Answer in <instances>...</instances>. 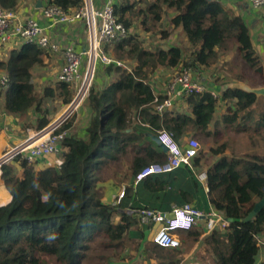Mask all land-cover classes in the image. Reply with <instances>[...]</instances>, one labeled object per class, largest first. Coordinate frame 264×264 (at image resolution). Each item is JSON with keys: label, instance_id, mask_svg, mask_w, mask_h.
<instances>
[{"label": "trees", "instance_id": "trees-1", "mask_svg": "<svg viewBox=\"0 0 264 264\" xmlns=\"http://www.w3.org/2000/svg\"><path fill=\"white\" fill-rule=\"evenodd\" d=\"M20 2L0 0V6L15 10ZM47 4L74 13L85 0H48ZM114 14L128 34L103 48L125 67L96 63L95 78L102 72L113 77L103 87L92 79L83 98L90 110L85 137L68 134L75 118L71 115L54 130L66 131L59 143V164L34 170L19 154L1 166V179L11 199L0 206V264H117L113 255L120 252L119 259L131 252L127 238L139 241L132 256L152 257L157 264H181L199 238L202 225L200 229L177 228L178 247L153 244L152 248H141L153 227L150 222H140L139 211L149 208L169 213L172 205L185 203L205 212L212 208L232 218L228 226L217 227L207 236L216 264H255L259 243L264 241V206L250 220L244 218L264 195V154L230 149L223 138L225 132L221 134L223 128L241 133L238 123L249 135L264 134V112L257 109L256 96L227 86L234 81L252 86L250 76L264 84L261 59L244 19L217 0H115ZM167 17L168 27L164 25ZM77 23L87 29L84 19L65 24ZM133 24L137 31L131 30ZM176 29L184 33L185 47L167 43L147 47L138 33L163 40ZM230 49L243 62L230 67L227 64L231 61L223 62L221 71H229L228 81L217 95L210 90L189 93L177 103L187 108L180 105L161 114L154 112L156 93L162 99L154 79L164 75L167 79V72L187 67L195 79L211 88L203 69L209 70L220 54ZM43 51L35 44H22L0 61V70L8 77L3 108L20 116L33 109L38 117L29 125L35 130L45 128L52 119L46 99L57 97L63 103L60 105H68L77 92L76 83L59 81L55 88L35 90L31 69L41 62ZM221 71L214 82L222 81ZM225 101L226 108L217 119ZM160 132L171 133L179 145L192 137L190 134L212 142H203L188 163L136 180L146 165L167 160L166 149L152 138ZM122 160L129 163L130 182L120 197L106 200L99 185L105 179L103 173ZM14 163L21 167L19 172ZM202 163L208 165L205 182L199 178Z\"/></svg>", "mask_w": 264, "mask_h": 264}, {"label": "built area", "instance_id": "built-area-1", "mask_svg": "<svg viewBox=\"0 0 264 264\" xmlns=\"http://www.w3.org/2000/svg\"><path fill=\"white\" fill-rule=\"evenodd\" d=\"M247 2L255 8H262L264 10V0H247ZM114 3L115 0H104L103 4L96 8L93 6L91 0H86L85 4L74 13H68L55 5L46 6L41 9L42 16L49 20V26L70 23L77 19L85 20L89 35L87 46L80 51L75 50L71 45H64L60 48L57 42L49 38L46 32V27L48 26H43L37 19L31 16L19 19L14 10H5L0 6V46L11 40H19L22 44H35L44 50L50 49L53 52L61 50L64 62L56 75V79L59 82L80 83L77 85L75 100L72 103L77 105L88 93L97 62L105 64L115 63L125 67L122 61L114 59L103 48L105 43L119 40L128 34V30L117 20L114 14ZM92 26L95 29L94 47L92 46ZM92 51H94L93 55L91 54ZM83 65L84 69L81 70V66ZM89 71L90 76L88 78ZM86 79H88V82L84 88ZM7 84V75L1 74L0 89L6 88ZM203 90H210L213 95H217L213 89L208 88L195 79L190 68L180 67L171 73L165 86H163L161 90L162 99H158L156 95L160 93H156L152 102L154 112L161 114L165 110L175 107L184 95ZM78 97L79 99L77 100ZM58 125L51 124L46 128L36 130L19 143L9 147L0 156V169L3 164L8 163L19 154L30 165H34L48 155L57 153L59 151V143L66 135V131L54 132ZM45 132L46 136L44 138L30 144H23L32 141V139L34 140L36 136ZM158 138L166 147V151L168 152L167 160L164 163L146 165L137 174L136 180L153 173L169 172L181 164L188 163L199 151V142L193 137L187 138L183 145L177 144L169 132H160ZM170 212L173 213V217L171 218L167 217V213L159 210L144 208L139 211L140 222L152 223L153 244L169 248L178 247L180 240L174 230L198 226L201 221H204L207 232L217 227L221 228L229 225V222L221 212L212 208L205 212L196 208L191 203H185L181 206L172 205Z\"/></svg>", "mask_w": 264, "mask_h": 264}, {"label": "crops", "instance_id": "crops-1", "mask_svg": "<svg viewBox=\"0 0 264 264\" xmlns=\"http://www.w3.org/2000/svg\"><path fill=\"white\" fill-rule=\"evenodd\" d=\"M86 1V0H85ZM94 7H99L101 4H103L104 0H91ZM220 1L225 7L230 8L233 12L240 15L248 29L249 33L253 42V47L255 49V52L259 55L261 59V66L262 71L264 74V10L262 8H255L251 6L247 0H217ZM48 0H41V6H37V0H21L19 6L14 10L15 13H17L19 19H24L26 17H33L37 19L39 23H41L43 26L46 27V32L49 36V38L55 42H57L60 45V48H62L64 45H71L75 48V50L80 51L83 50L87 46V40H88V32L87 35H85V27L81 23L77 24H56L53 26H49V20L44 18L41 14V9L46 7L48 4ZM88 3V2H87ZM171 15V12L170 14ZM167 17L164 21V25L166 27L169 26ZM137 23V22H136ZM135 24L131 26V30L137 31L136 28H134ZM139 34L143 35L145 33L138 31ZM146 35V34H145ZM150 35V33H148ZM157 38L156 36H153V38ZM158 39V38H157ZM178 41L180 43H178ZM163 44H175L180 46H186L187 41L185 39L184 33L180 29H176L173 33H170L168 37L166 38V43L164 42H158ZM22 47V43L19 40H11L8 43L4 44L3 46H0V61H5L9 53L12 49L19 50ZM226 53L222 52L219 56V59L217 61L216 67L218 68L221 62H226L228 58L224 56ZM84 61V58H83ZM64 62V56L62 54V51L59 50L57 52H53L49 50L43 51V54L41 56V62L34 65V67L31 69V74L35 86V90L37 92H41L44 88L50 87L55 88L56 84V75L60 70V67L62 66ZM215 65H212L208 69H203V73L206 75V78L210 81L211 89H213L216 94H218L222 88H224L225 84L223 85L224 81L227 82L228 79H222V81L214 82V78L216 77V73H214L211 69L214 68ZM166 71L160 70V73H165ZM5 74L2 70H0V75ZM6 75V74H5ZM219 76V75H217ZM223 76V75H222ZM113 75L106 74L105 72L100 73L99 78H95L94 84L98 87H103L104 85L108 84ZM159 78V75H158ZM255 78V79H254ZM164 78L157 79L160 85H157L160 87V90H162V80ZM250 79V78H249ZM253 84L252 86H259L264 84L261 83L260 79L258 77H253ZM249 81V80H248ZM222 82V83H221ZM239 82V81H234ZM162 83V84H161ZM251 85V84H250ZM7 88V87H6ZM6 88L0 89V156L11 146H14L15 144L22 141L24 138H26L28 135L32 134L36 130L31 127L29 124H34L38 113L34 112L33 109L27 110L26 114L23 116L16 115L13 113H9L5 111L3 108V97L4 93L6 91ZM76 96V95H75ZM75 96L73 99H75ZM73 101V100H72ZM71 101V102H72ZM70 102V103H71ZM69 103V104H70ZM48 110H50V116L52 117L50 123L47 126H50L51 124L56 123V121L62 119L61 117H64L68 112L66 109V106L68 105H60L63 104L59 98H49L46 99L45 102ZM72 104V103H71ZM226 101L223 102L220 106L219 111L216 114V118L219 119L220 115L224 112L226 108ZM182 106V108H187L186 104H177L176 106ZM256 106L259 109V111L264 112V97L259 96L256 100ZM67 112V113H66ZM74 115V122L72 127L67 130L68 134H74L78 137H85V125L86 121L88 119V116L90 114V110L87 107V105L82 102L78 104L77 108L73 112H69L67 115ZM66 115V116H67ZM70 115V116H71ZM68 118V117H67ZM61 124V123H60ZM46 126V127H47ZM45 127V128H46ZM33 141V140H32ZM32 141L30 143H32ZM210 145V144H208ZM60 146L59 151L54 154H50L44 159L40 160L38 163L31 165L32 169L38 170L39 168L43 166H56L59 164L61 157H60ZM214 157L211 158L210 161H213ZM14 168L16 172H19L21 170V167L19 164L14 163ZM208 165L205 163H202V169L199 172V178L205 182L206 179V172H207ZM1 169H0V206L7 204L11 196L9 195L8 191L4 187V184L2 183L3 180L1 179ZM131 176V175H130ZM130 176L128 179H126L125 183L122 187H125V185L129 184L130 182ZM106 200L110 199V194L105 193ZM211 209V208H210ZM202 225V231L195 242L194 246L183 256L181 260V264H216L214 256L210 250L209 245L207 244V236L210 232H207L205 230L204 221H201L197 228H201ZM150 232L147 235L146 240L142 244V248H145V243H150L153 246L152 243V234L153 230H149ZM264 240V237L262 238ZM150 241V242H149ZM259 253L256 257V263L255 264H264V241H261L259 243ZM134 252V251H133ZM204 254V256H203ZM134 255V261L136 264H143V260L140 256H137L135 253ZM151 262L155 261L156 259L149 257L148 258ZM146 264V261H145Z\"/></svg>", "mask_w": 264, "mask_h": 264}, {"label": "rangeland", "instance_id": "rangeland-1", "mask_svg": "<svg viewBox=\"0 0 264 264\" xmlns=\"http://www.w3.org/2000/svg\"><path fill=\"white\" fill-rule=\"evenodd\" d=\"M85 31V35H87V32L88 30L87 29H84ZM142 34V33H141ZM88 35H89V32H88ZM143 36L144 38V44L147 46V47H153L152 45L153 44H158V42H164L166 43V39H157V38H153V34H143L141 35ZM178 43H180L178 41ZM224 53H226L224 56H226V58H228V62L231 61V65L230 64H227L228 67L230 66H235L237 64V62H240L242 63L243 60L242 58L240 57L239 54H236L234 53V51L232 49L228 50V51H224ZM223 62H221V64L219 65V67L217 68L216 65L214 66V68H212L211 70L214 72V73H218L220 74L219 71H221V69L223 68ZM238 66V64H237ZM239 69L240 70H243L242 67L239 66ZM219 70V71H218ZM96 71V70H95ZM95 71L93 73V77L92 79H94L96 77V74H95ZM210 71V70H209ZM167 72V70H166ZM168 75H167V79H165V75H164V79L162 80V85L165 86L167 80H168V77L171 75L170 72H167ZM221 74L223 75V79H225L228 75H229V71L224 68L222 71H221ZM246 76H250L248 75L247 73H245ZM220 76V75H219ZM163 77V76H161ZM255 79V78H254ZM250 80L251 81H254L253 80V76H250ZM155 83L158 82V80L154 79L153 80ZM93 82V81H92ZM80 83L78 82L76 85H79ZM157 85H160L159 83H157ZM91 86V85H90ZM89 86V87H90ZM76 95V94H75ZM82 102H84V99H82L79 103L82 104ZM73 103V102H72ZM75 103V102H74ZM73 104H68V106H66V110L67 112H73L75 110V108H77L78 104L73 107H71L70 109V106H72ZM258 109V108H257ZM259 110V109H258ZM66 112V113H67ZM67 113V114H68ZM66 114V115H67ZM66 115L64 117H66ZM71 115V114H70ZM68 115V117L70 116ZM221 116V115H220ZM64 117H61L62 119H64ZM220 118V117H219ZM239 125L237 126V129H241L242 132L240 133L239 131L240 130H237V131H234L232 130V128H228V129H224L223 128V131L221 132V134L223 132H225L224 134V140H227L229 142V148L230 149H234L238 152H241L243 151V153L245 152H248V153H259V154H264V134L262 132H258V133H252L249 135L248 133H245V130H246V127L244 125H242V123H238ZM222 127H220L219 129H221ZM225 130V131H224ZM252 131V130H250ZM188 136H192L193 138H196L197 141L199 142V145L200 147L202 148L203 147V142L204 143H210L212 142L211 139H207L205 137H201V136H194L192 134L188 135ZM227 136V137H226ZM229 138V139H227ZM223 140V139H222ZM230 140V141H229ZM214 141V140H213ZM220 141V140H219ZM219 143L218 141L215 143V145ZM199 147V148H200ZM123 161V160H122ZM120 161L119 163L116 162L115 164L116 165H113L112 167L110 168H107L106 171H104V181L101 182L99 185L103 188V191L104 193L107 194H110V201H114L116 198H118L119 196L122 195L123 193V190H124V187L123 184L125 183L126 179L129 178V176L131 175V172L128 170V166H129V163L127 162V160H124L123 162ZM119 167V168H118ZM117 170V171H116ZM126 186V185H125ZM173 232V231H171ZM175 232V230H174ZM153 235V234H152ZM138 240H129L128 238L126 239V245L127 247H129V250L131 252H128L127 255H125L124 257H120V261H118V254L120 256V252H118V254L116 255H113L112 256V260L113 262L117 263V264H136L135 261H134V255L132 256V252L135 251L137 249V246L139 245L138 244ZM150 242V241H149ZM145 248H152V245L150 243H145ZM142 248V247H141ZM130 253V254H129ZM129 254V255H128ZM204 256V254H203ZM141 257V256H140ZM142 258V257H141ZM149 259H145L143 260V264H145V261H146V264H157L158 261L156 260V263L155 261L151 262L148 261Z\"/></svg>", "mask_w": 264, "mask_h": 264}, {"label": "water", "instance_id": "water-1", "mask_svg": "<svg viewBox=\"0 0 264 264\" xmlns=\"http://www.w3.org/2000/svg\"><path fill=\"white\" fill-rule=\"evenodd\" d=\"M37 6L40 7L41 6V0H37ZM227 86L232 87V88H236L239 90H242L244 92H248V93H253L256 96V100L259 96H263L264 97V86L259 85V86H250L249 84H246L244 82H231L229 84H227ZM75 99H73L74 101ZM72 101V102H73ZM71 102V103H72ZM68 115L66 117H64V119H60L58 122H56L55 124H60L62 123L65 119H67ZM152 138L158 143L160 144L164 149H166V147L160 142V139L158 138L157 135H152ZM264 206V195L258 199L257 201H255V204L252 208V210L247 214V216L244 218L245 221L250 220L251 218H253ZM167 217L171 218L173 217V213H167ZM226 220L228 222L232 221V218H226Z\"/></svg>", "mask_w": 264, "mask_h": 264}, {"label": "bare ground", "instance_id": "bare-ground-1", "mask_svg": "<svg viewBox=\"0 0 264 264\" xmlns=\"http://www.w3.org/2000/svg\"><path fill=\"white\" fill-rule=\"evenodd\" d=\"M94 34H95V29H94V27L92 26L91 35H92V46H93V47H94ZM91 54L93 55V54H94V51H92ZM89 76H90V71L88 72V78H89ZM87 82H88V79L85 80L84 88H85ZM84 88L82 89V92H83ZM78 99H79V97L77 98V100H78ZM74 105H75V104H73L72 106H70V109H71V107H73ZM65 110H66V109H65ZM58 121H59V120H58ZM58 121H56V122H58ZM54 124H55V123H54ZM45 136H46V132L43 133V134H40V135L36 136V137L34 138V140L32 139V140H33L32 142L37 141V140H40V139L44 138ZM30 142H31V141H28V142H25V143H23V144H24V145H26V144H30ZM2 183H3V182H2Z\"/></svg>", "mask_w": 264, "mask_h": 264}]
</instances>
